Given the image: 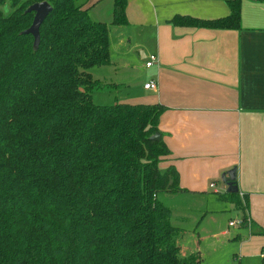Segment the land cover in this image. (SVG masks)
I'll return each instance as SVG.
<instances>
[{
  "label": "trees",
  "instance_id": "1",
  "mask_svg": "<svg viewBox=\"0 0 264 264\" xmlns=\"http://www.w3.org/2000/svg\"><path fill=\"white\" fill-rule=\"evenodd\" d=\"M40 1L52 9L34 49L22 31ZM126 4L114 0L111 24L127 23ZM228 6L170 22L238 29L241 0ZM108 32L76 0H0V264H200L158 200L184 190L174 166L159 167L165 107L92 100L109 87L89 73L110 63Z\"/></svg>",
  "mask_w": 264,
  "mask_h": 264
},
{
  "label": "crops",
  "instance_id": "2",
  "mask_svg": "<svg viewBox=\"0 0 264 264\" xmlns=\"http://www.w3.org/2000/svg\"><path fill=\"white\" fill-rule=\"evenodd\" d=\"M228 1L127 0L124 25L111 24L114 0L76 3L87 8L92 20L108 24L110 63L91 67V76L98 79L96 72L102 70L106 89L143 93L116 102L165 107L158 127L170 153L159 167L174 166L184 190L164 195L243 203V208L234 204L237 215L228 219H242L227 237L235 250L234 264H264V0H241L238 29L170 22L176 14L226 16ZM151 55L156 60L145 67ZM149 80L156 81V90L143 87ZM231 169L238 187L234 196L222 180ZM198 211L193 221L201 223L214 210L203 206ZM180 221L171 223L183 229ZM181 237V251L195 252Z\"/></svg>",
  "mask_w": 264,
  "mask_h": 264
},
{
  "label": "rangeland",
  "instance_id": "3",
  "mask_svg": "<svg viewBox=\"0 0 264 264\" xmlns=\"http://www.w3.org/2000/svg\"><path fill=\"white\" fill-rule=\"evenodd\" d=\"M98 66V65H97ZM99 81L102 75H105V71L96 72ZM95 75V73H94ZM95 77V76H94ZM97 79V78H95ZM143 93L140 91H130V90H113V89H100L95 90L92 93V100L96 104L100 105H112L117 103L118 99H133L142 96ZM165 193L158 194V200L167 206L172 212L173 216L171 221L174 224H180L182 220V227L185 230V234L181 237V243L188 249L201 254L202 262L201 264H234L233 261L235 255L233 254L234 247L232 242L227 240V237L236 230L235 227L228 226V219L235 218L237 215L236 206L243 208V203L240 201H224L218 200V202L208 203L203 198L178 195L176 197H166ZM167 194V193H166ZM172 195V194H169ZM212 208L213 213L204 218L201 223H197L194 217L199 215L201 209ZM183 213V219H179V216ZM185 217V218H184ZM241 219V218H240ZM229 230L228 235H221V231ZM228 231V232H229ZM232 238H230V241ZM188 249V250H189ZM241 264H245L244 260Z\"/></svg>",
  "mask_w": 264,
  "mask_h": 264
},
{
  "label": "water",
  "instance_id": "4",
  "mask_svg": "<svg viewBox=\"0 0 264 264\" xmlns=\"http://www.w3.org/2000/svg\"><path fill=\"white\" fill-rule=\"evenodd\" d=\"M52 6L47 1H40L31 4L26 11L27 12H33V20L31 25L22 31L23 34H30L33 36V47L34 49L38 48L39 42H40V33H39V27L43 20L46 18L48 13L51 11ZM152 140H159L160 134L155 133L150 137ZM222 180L224 183L227 184V191L229 193H235L238 192V187L236 186V173L234 169H231L226 173V175L222 176Z\"/></svg>",
  "mask_w": 264,
  "mask_h": 264
},
{
  "label": "built area",
  "instance_id": "5",
  "mask_svg": "<svg viewBox=\"0 0 264 264\" xmlns=\"http://www.w3.org/2000/svg\"><path fill=\"white\" fill-rule=\"evenodd\" d=\"M156 60V56L155 55H151L148 60L145 61L144 66L145 67H150L153 62ZM143 87L145 89H151V90H156L157 89V83L155 80H149L146 83H144ZM210 186H214V183H211ZM242 223V219H234V220H230L228 221V226L229 227H235L238 226Z\"/></svg>",
  "mask_w": 264,
  "mask_h": 264
}]
</instances>
